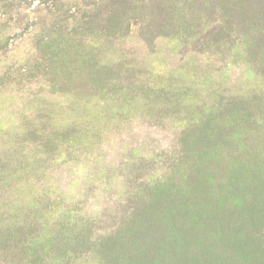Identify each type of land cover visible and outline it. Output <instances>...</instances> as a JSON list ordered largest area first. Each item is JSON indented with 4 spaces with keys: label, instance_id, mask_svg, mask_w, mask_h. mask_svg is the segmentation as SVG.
I'll use <instances>...</instances> for the list:
<instances>
[{
    "label": "rangeland",
    "instance_id": "rangeland-1",
    "mask_svg": "<svg viewBox=\"0 0 264 264\" xmlns=\"http://www.w3.org/2000/svg\"><path fill=\"white\" fill-rule=\"evenodd\" d=\"M154 1L0 0V264L108 263L145 208L187 264L264 255V0ZM64 213L90 237L65 258Z\"/></svg>",
    "mask_w": 264,
    "mask_h": 264
},
{
    "label": "trees",
    "instance_id": "trees-1",
    "mask_svg": "<svg viewBox=\"0 0 264 264\" xmlns=\"http://www.w3.org/2000/svg\"><path fill=\"white\" fill-rule=\"evenodd\" d=\"M154 2L158 3L159 0H155ZM149 3L152 2L149 1ZM249 46L250 49L248 50V53L254 58H259L260 55L264 54V46L262 44L251 43L249 44ZM262 64V71L264 72V62H262ZM230 99L237 102L239 101L238 99L234 98ZM226 109L227 106L225 105L224 108L219 112L220 116H226ZM223 121H226V119H223ZM230 123L232 124L230 120H227L224 125L218 127V131H220L219 133L221 137L227 140H230L228 136L232 134L233 131ZM34 133L35 132L32 131L29 134ZM208 135V132L205 131L203 138L206 139ZM200 147L202 146H198L196 151H198ZM204 147H206L205 142L203 148ZM183 158L184 159L183 161H181L179 168L184 169L186 173L190 172L191 170H193L194 166L188 164V162H190V158L187 150L184 152ZM173 203V205L171 204L172 209L169 211V214L173 213V208L177 203H179L180 209L182 207V210L189 209L188 201L176 199V201H174ZM160 212L161 211H151L149 208L141 209L137 213L136 220L126 224L122 230H116L114 234H110L109 232L100 233L101 235H103V237H101L100 235V237L96 239L102 240V238H105L102 241L103 243L101 244L102 253L105 255L104 258L108 261V263L105 264H129L131 260H140L142 262L145 260V264H155L158 263V260L161 261L162 264H173L172 262H174L176 254L179 260L178 264H187L186 261H189L191 258V248H188L186 245H181V249L179 252H175V246H172L173 244H169L171 247L170 252H163L158 249V246L161 243H167L165 241L166 238L164 237L172 234L177 227V224L172 223L171 228H169L168 224L166 223L165 230L162 232L159 227L158 220L160 217ZM209 212L211 213V217L207 220H210V224L221 222V219H219V213H217L216 205L210 207ZM69 216V214L64 213L63 215H60L58 217V221L55 222L59 230L63 232V236H65V234L67 233L65 237H62L59 240V246L62 249L61 254L64 258L67 257L69 253L76 252L80 248L86 247L90 241V237L87 236V233L81 234L82 228L76 223L79 219H73V217ZM196 222H198V220H196ZM164 233H167V235H165ZM113 246H115V249H113ZM258 263L264 264V255H257L256 264ZM242 264L254 263L243 262Z\"/></svg>",
    "mask_w": 264,
    "mask_h": 264
}]
</instances>
